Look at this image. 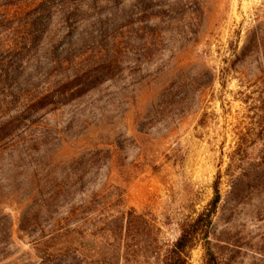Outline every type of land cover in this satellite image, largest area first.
Listing matches in <instances>:
<instances>
[{
	"label": "rangeland",
	"instance_id": "1",
	"mask_svg": "<svg viewBox=\"0 0 264 264\" xmlns=\"http://www.w3.org/2000/svg\"><path fill=\"white\" fill-rule=\"evenodd\" d=\"M218 177L220 264H264V0H0V264H113L122 207L160 264Z\"/></svg>",
	"mask_w": 264,
	"mask_h": 264
},
{
	"label": "trees",
	"instance_id": "2",
	"mask_svg": "<svg viewBox=\"0 0 264 264\" xmlns=\"http://www.w3.org/2000/svg\"><path fill=\"white\" fill-rule=\"evenodd\" d=\"M241 150H243V143L239 144L231 157ZM219 182L218 177L213 186L214 196L212 200L195 218L188 219L180 225L179 236L172 244L160 245L158 238L155 239L152 255L160 264H189L192 251L198 245H201L204 250L203 264H220L211 241L214 219L221 201ZM120 209L111 216V220L109 219L106 224L108 227V242L104 249L112 253L111 255L114 257L113 264H119L125 253L130 255L126 250L131 249L133 245H129V243L139 238L138 234L142 229L140 227L147 223L143 215L127 211L124 207ZM72 233L79 234L75 231ZM72 233L66 235L65 239L63 238L64 240H60L58 236L51 239L49 237L50 240H40V245L43 244L45 248L43 264H51L49 258L53 257V255L56 256L63 249H71L75 241Z\"/></svg>",
	"mask_w": 264,
	"mask_h": 264
}]
</instances>
